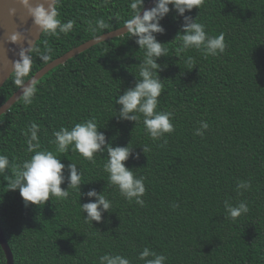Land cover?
<instances>
[{"label": "trees", "instance_id": "trees-1", "mask_svg": "<svg viewBox=\"0 0 264 264\" xmlns=\"http://www.w3.org/2000/svg\"><path fill=\"white\" fill-rule=\"evenodd\" d=\"M129 4L58 0L57 18L73 21V28L66 34L41 33L25 79L46 64L41 54H48L50 62L123 26L132 16ZM169 8L160 21L164 33L154 35L168 49L157 58L163 85L157 110L173 114L172 133L153 140L142 115L136 123L118 117L115 98L140 79L144 59L137 37L127 32L55 66L36 81L31 104L21 96L0 115V155L10 161L0 173V227L13 264H100L105 254L144 264L139 259L144 248L164 255L165 264H264V0H203L198 9L185 12L205 25L208 35L224 34L226 48L217 56L194 48L180 51L174 38L183 17ZM99 20L107 27L99 28ZM188 57L194 65L186 63ZM17 89L12 73L0 88V105ZM88 119L95 120L113 147H133L124 163L144 177L143 206L109 184L103 167L106 150L92 161L71 145L65 153L57 151L53 133ZM202 120L209 128L198 136ZM32 123L39 126L41 149L79 168L80 196L69 186L66 200L51 196L44 204L26 207L18 190H8L17 165L32 155L27 145ZM142 147L148 151L143 153ZM241 181L250 187L237 189ZM67 186V181L61 184L62 189ZM90 190L112 202L100 221L85 222L87 214L80 208L94 201L86 196ZM226 200L233 206L245 202L249 211L233 219L225 210ZM5 262L0 246V264Z\"/></svg>", "mask_w": 264, "mask_h": 264}, {"label": "clouds", "instance_id": "clouds-1", "mask_svg": "<svg viewBox=\"0 0 264 264\" xmlns=\"http://www.w3.org/2000/svg\"><path fill=\"white\" fill-rule=\"evenodd\" d=\"M19 4L26 10L32 24L40 32L49 34L68 33L73 28V21L61 22L57 17L59 15L56 5L58 0H45L44 3L33 5L32 0H18ZM203 0H156L155 5L150 9H144V0H130L129 7L132 10V16L124 23V28L130 36L137 37L136 44L139 49L144 50V59L139 63V77L136 78L134 87L128 88L123 94L115 98V105H119L118 117L121 120L137 122L143 116V125L145 132L153 139L157 140L166 133L174 131L172 123L173 114L171 112H162L157 110L159 97L162 93V82L158 75V70L162 68L157 63V58L166 56L168 49L163 47L165 43L157 41L154 34H163L164 28L160 21L169 13V5L175 12L183 17V24L177 32L174 39L180 41V51L188 49L202 50L203 53L211 56H217L225 51V37L223 33L216 36L208 35L205 31V25L196 22L195 18L184 15L193 8H199ZM142 13V14H141ZM9 15H15V9H9ZM98 27L103 29L107 27L103 20L97 21ZM93 31H95L93 29ZM21 39L20 32H13L8 41L17 44ZM97 39H100L97 37ZM173 39V40H174ZM28 47H22L17 53L18 59L11 61V73L14 75V83L21 91V96L25 104H31L37 91L36 79L29 76L32 70L33 58L31 55L33 42L27 43ZM47 51H51L48 49ZM40 59L47 63L49 55L41 54ZM186 63L194 65V59L188 57ZM166 67V66H164ZM27 82V83H26ZM97 123L94 119H88L83 122L75 123L70 129L61 127L53 133V143L57 146V151L65 153L71 145L84 158L92 161L95 154L103 153L106 150L107 161L104 164V170L108 173V182L118 188L120 194L127 200L133 198L140 206L144 205L141 197L145 194L146 188L144 177H137L133 170L125 166V161L132 154L133 147L116 146L113 147L106 142L104 133L98 131ZM209 128L206 121H200L195 134L203 136L205 130ZM39 126L35 123L30 124L27 132V145L29 153H32L29 159L17 165L14 178L7 180L8 190H18L23 198L25 206L38 205L45 203L51 196L60 200L69 198V186L80 193L82 175L74 163L65 165L60 158L52 151L41 149L38 137ZM143 153L147 152L146 147H142ZM10 161L6 155H0V173L9 168ZM67 172V175H65ZM68 182L66 189L61 188V184ZM250 184L241 181L237 184V189H248ZM89 198L94 197V201L80 204L82 213H86L85 222L100 221L102 212L110 210L112 202L102 193L90 190L86 193ZM174 208L179 205L173 204ZM224 207L228 215L235 219L242 214H246L249 209L245 202L233 206L227 200ZM149 257H151L149 259ZM139 259L144 264H165L166 257L157 254L154 251L144 248L139 254ZM100 264H131L128 258L122 255L105 254L99 258Z\"/></svg>", "mask_w": 264, "mask_h": 264}, {"label": "water", "instance_id": "water-1", "mask_svg": "<svg viewBox=\"0 0 264 264\" xmlns=\"http://www.w3.org/2000/svg\"><path fill=\"white\" fill-rule=\"evenodd\" d=\"M156 0H148L144 9H150L155 5ZM33 5L36 3H44L47 7L45 0H32ZM15 9V15H9V9ZM142 14V13H141ZM13 32H20L21 39L17 44L8 41V37ZM124 25L116 29L107 31L92 39H89L80 45L73 47L59 57L51 60L36 71L31 77L36 81L40 79L45 73L54 68L55 66L64 63L72 56L84 51L92 45L101 41L117 37L126 33ZM41 33L39 29L34 26L27 15L26 10L19 4L18 0H0V88L5 81L11 76V61L18 59L17 53L22 47H28L27 43L33 42V47L36 41L40 38ZM99 37L100 39H97ZM29 77L28 79H30ZM27 83V82H26ZM21 97V91L18 88L4 103L0 105V115L6 112L11 105ZM0 246L5 254V264H13V254L7 240L0 227Z\"/></svg>", "mask_w": 264, "mask_h": 264}]
</instances>
